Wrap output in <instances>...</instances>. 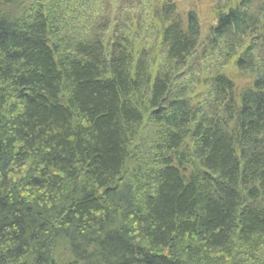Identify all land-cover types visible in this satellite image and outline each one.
I'll use <instances>...</instances> for the list:
<instances>
[{
	"label": "trees",
	"instance_id": "trees-1",
	"mask_svg": "<svg viewBox=\"0 0 264 264\" xmlns=\"http://www.w3.org/2000/svg\"><path fill=\"white\" fill-rule=\"evenodd\" d=\"M220 2L197 55L171 1L0 0V264H264V0Z\"/></svg>",
	"mask_w": 264,
	"mask_h": 264
},
{
	"label": "rangeland",
	"instance_id": "rangeland-1",
	"mask_svg": "<svg viewBox=\"0 0 264 264\" xmlns=\"http://www.w3.org/2000/svg\"><path fill=\"white\" fill-rule=\"evenodd\" d=\"M119 1L124 2L126 0H119ZM171 1H175L176 6L178 7L180 12L183 13V11L188 10V11L195 13V16L199 20L201 30L208 31L209 28L214 24L215 19H216L215 10H214L216 4H214L213 0H171ZM221 1L224 2V0H221ZM225 1H227L228 6H232V7L240 6L241 4V0H225ZM105 5L108 6V3H106ZM223 5L224 4H222V6ZM152 17L153 16L149 14V18L151 20H152ZM254 21L256 20L254 19ZM155 24L157 23H153L152 25H155ZM259 27L262 28L263 25H258L257 28ZM106 32L108 34V30ZM241 48L243 49V47ZM241 48L239 50H241ZM232 66L233 64L226 63L224 66V72L231 73L233 75V78L236 84L238 85V87H241L247 84L248 78H249L248 75L251 74V72L245 71L244 73H240L239 69H234L232 68Z\"/></svg>",
	"mask_w": 264,
	"mask_h": 264
},
{
	"label": "bare ground",
	"instance_id": "bare-ground-1",
	"mask_svg": "<svg viewBox=\"0 0 264 264\" xmlns=\"http://www.w3.org/2000/svg\"><path fill=\"white\" fill-rule=\"evenodd\" d=\"M214 41H216L215 38L209 37V32L201 34L200 47L197 48V50L200 49L199 54H204V51H208L206 50L207 48H213V45L215 43ZM224 55V62L228 63L231 57L230 53L228 51H225Z\"/></svg>",
	"mask_w": 264,
	"mask_h": 264
}]
</instances>
